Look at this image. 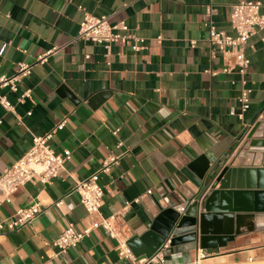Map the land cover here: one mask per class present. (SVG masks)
Segmentation results:
<instances>
[{"label": "crops", "instance_id": "1", "mask_svg": "<svg viewBox=\"0 0 264 264\" xmlns=\"http://www.w3.org/2000/svg\"><path fill=\"white\" fill-rule=\"evenodd\" d=\"M238 1L0 0V77H12L20 63L30 66L15 91L0 86L13 106L0 103V175L29 149L33 134L52 130L51 148L69 154L49 183L35 177L8 199L0 189V220L34 201L42 207L30 224L0 231V264H146L144 255H119L118 240L141 236L166 209L203 212L193 204L218 184L201 193L204 179L197 175L214 179L224 166L243 165L247 133L264 121V28L245 44L250 64L244 75L232 53L208 41L209 27L234 34L229 15ZM86 12L124 22L142 47L133 50L127 38L106 54L77 38ZM242 81L250 89L245 111L237 102ZM26 90L30 97L19 100ZM111 158L98 176L99 214L117 216L118 239L92 227L100 215L88 213L72 190ZM67 224L92 229L56 254L53 241ZM158 257L163 264L264 260V229L223 247L168 245Z\"/></svg>", "mask_w": 264, "mask_h": 264}, {"label": "built area", "instance_id": "2", "mask_svg": "<svg viewBox=\"0 0 264 264\" xmlns=\"http://www.w3.org/2000/svg\"><path fill=\"white\" fill-rule=\"evenodd\" d=\"M209 12L210 10L208 9ZM229 24L234 32L233 35L209 27L208 41L213 49H217L223 54L232 53L235 56V65L238 73L244 75L250 64V60L245 54V44L251 36L264 28V0H239L232 4ZM77 38L100 45L105 49L106 54H108L111 44L116 41L133 38V50L140 49L143 43V39L130 32L124 22L111 23L106 15L98 16L87 12L84 13L79 23ZM189 44L193 47L195 41L190 40ZM42 59L43 56L40 57L39 61ZM29 72L30 66L20 63L17 73L12 77H0V86L8 85L11 90L15 91L16 82L21 76L27 75ZM26 97H30V90L21 93L19 100H23ZM237 102L241 111H245L250 106V89L245 86V81H242ZM0 103L7 110H12L13 108L12 104L1 95ZM116 131L113 133L115 134ZM52 134V130L41 136L33 134L29 149L3 170L0 175V189L7 199L20 185L32 181L35 177L42 183H49L64 168L63 162L69 157V154L59 155L54 152L48 143ZM114 160V158L107 160L95 172L76 182L72 188L79 195L80 203L88 213L99 214L103 192L98 183V176L100 173L107 172ZM59 202L57 201L56 204ZM41 210L42 207L38 201L18 208L13 216L0 220V231H13L30 224ZM180 211L183 212V208ZM99 218V221L93 223L92 227L101 226L110 237L118 239L122 225L117 222V216L102 217L100 215ZM92 227L77 231L72 224H67L53 241V245L57 248L56 254H64L70 247L75 246L84 236L90 233ZM168 245L169 239L164 242L151 261L155 259L163 264V260L158 257V254L167 248ZM118 253L127 258L133 257L126 242L120 240H118ZM203 255L204 253L202 252L200 257H204ZM145 261L147 262L146 258Z\"/></svg>", "mask_w": 264, "mask_h": 264}, {"label": "water", "instance_id": "3", "mask_svg": "<svg viewBox=\"0 0 264 264\" xmlns=\"http://www.w3.org/2000/svg\"><path fill=\"white\" fill-rule=\"evenodd\" d=\"M247 136L250 140L240 154L246 158L243 165L224 166L214 179L197 175L204 179L201 193L210 182L218 184L193 204L203 212L163 210L146 232L126 242L135 257L144 255L146 264H161L151 259L167 239L170 246L193 242L205 250L264 229V121L254 124Z\"/></svg>", "mask_w": 264, "mask_h": 264}, {"label": "rangeland", "instance_id": "4", "mask_svg": "<svg viewBox=\"0 0 264 264\" xmlns=\"http://www.w3.org/2000/svg\"><path fill=\"white\" fill-rule=\"evenodd\" d=\"M241 264H264V260H254V261H248V262H244V263H241Z\"/></svg>", "mask_w": 264, "mask_h": 264}]
</instances>
